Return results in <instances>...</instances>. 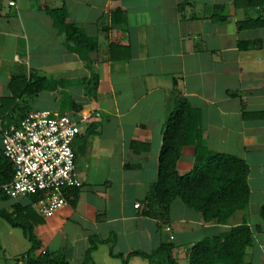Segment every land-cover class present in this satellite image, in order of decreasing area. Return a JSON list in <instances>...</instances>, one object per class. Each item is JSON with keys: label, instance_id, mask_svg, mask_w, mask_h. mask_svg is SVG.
<instances>
[{"label": "crops", "instance_id": "obj_1", "mask_svg": "<svg viewBox=\"0 0 264 264\" xmlns=\"http://www.w3.org/2000/svg\"><path fill=\"white\" fill-rule=\"evenodd\" d=\"M55 8L95 41L87 61L54 27L47 11ZM30 74L57 86L17 98L12 111L2 107L0 129L21 111L71 116L69 102L88 117L72 142L81 187L66 205L43 218L27 198L0 196V212L31 225L34 256L82 264L94 239L87 264H167L165 252L142 256L162 245L186 264L201 241L244 224V260L264 264V0H0V101L11 97L12 76ZM181 100L199 113L208 150L248 167L247 204L223 224L203 222L178 200L164 222L143 214L167 119ZM193 160V146H184L178 174ZM30 245L0 217V264H26Z\"/></svg>", "mask_w": 264, "mask_h": 264}, {"label": "trees", "instance_id": "obj_2", "mask_svg": "<svg viewBox=\"0 0 264 264\" xmlns=\"http://www.w3.org/2000/svg\"><path fill=\"white\" fill-rule=\"evenodd\" d=\"M47 12L52 18L54 27L64 35L69 50L81 60L87 61L88 53L96 47L95 41L86 37L82 30L68 22L63 8L49 9ZM219 20L224 19L219 18ZM90 79L87 92L91 94L95 82L93 76ZM55 86H57L56 81H49L34 74L12 76L9 84L11 97L0 101V109L7 106L12 111L13 107L17 106L15 101L17 98L36 96L41 91ZM69 104L73 112L80 111V106L72 102ZM28 113L30 112L21 111L19 116L9 118L8 124L4 127L16 126ZM199 119V113L183 100L169 115L158 159V178L144 199V215L164 222L170 203L178 200L186 208L200 214L203 222L214 221L223 224L235 211L242 210L246 206L247 165L234 156L210 152L203 142ZM184 146L194 148L193 168L187 174H178L176 163ZM11 177L12 167L1 152L0 182H7ZM79 188L65 189L64 196L69 192L75 195ZM0 196L6 198L1 193ZM27 199L31 206L36 197L28 196ZM261 216L264 218V207L261 209ZM0 217L11 226L19 227L30 242L31 247L27 253L26 264H65L63 260L50 258L45 252L33 255L38 245L31 233V225L20 222L10 213L1 211ZM250 244V231L242 224L201 241L191 253L187 254L186 264H247L244 260L245 250ZM95 245L96 241L90 239V247L85 253L82 264L88 263ZM170 251V246L162 245L153 253L142 254V256L151 258L159 252H165L167 264H177ZM110 255H112L111 252Z\"/></svg>", "mask_w": 264, "mask_h": 264}, {"label": "built area", "instance_id": "obj_3", "mask_svg": "<svg viewBox=\"0 0 264 264\" xmlns=\"http://www.w3.org/2000/svg\"><path fill=\"white\" fill-rule=\"evenodd\" d=\"M87 119L77 113L68 116L37 110L16 126L1 128V152L12 167V177L0 182V193L12 200L35 196L31 207L43 218L66 205L64 190L81 187L72 142ZM165 231L170 228L166 226Z\"/></svg>", "mask_w": 264, "mask_h": 264}, {"label": "rangeland", "instance_id": "obj_4", "mask_svg": "<svg viewBox=\"0 0 264 264\" xmlns=\"http://www.w3.org/2000/svg\"><path fill=\"white\" fill-rule=\"evenodd\" d=\"M161 146V145H160Z\"/></svg>", "mask_w": 264, "mask_h": 264}]
</instances>
